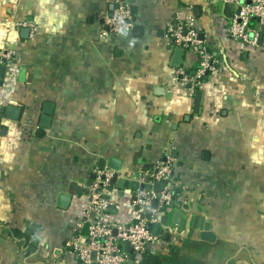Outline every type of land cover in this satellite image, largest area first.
<instances>
[{
	"label": "crops",
	"instance_id": "crops-1",
	"mask_svg": "<svg viewBox=\"0 0 264 264\" xmlns=\"http://www.w3.org/2000/svg\"><path fill=\"white\" fill-rule=\"evenodd\" d=\"M127 1L135 30L101 37L114 0H0V49L17 43L0 105L22 108L0 129V264H83L69 243L87 234L85 189L100 161L107 168L117 157L121 172L139 175L167 156L179 194L157 222L168 217L160 242L142 256L160 250L157 264H264V40L230 38L220 0ZM189 14L220 61L200 86L199 114L195 95L174 79L167 34ZM26 21L36 25L33 36ZM186 55L189 70L195 57ZM48 101L55 108L43 128ZM60 192L73 195L67 209L58 206ZM134 193L108 187L115 211L105 219L135 221ZM196 216L212 223L215 242L201 239ZM11 227L33 232L37 249L27 252Z\"/></svg>",
	"mask_w": 264,
	"mask_h": 264
},
{
	"label": "built area",
	"instance_id": "built-area-1",
	"mask_svg": "<svg viewBox=\"0 0 264 264\" xmlns=\"http://www.w3.org/2000/svg\"><path fill=\"white\" fill-rule=\"evenodd\" d=\"M222 3H232L234 6L232 16L226 26V34L237 41L245 42L251 46L259 45V38L264 27V0H220ZM240 11L237 12V9ZM22 26L28 27L31 36L37 31L33 22H24ZM137 16L134 8L127 0H114V8L111 14H104L101 22V37L120 36L135 30ZM167 34L174 47L184 48L186 56L195 57L194 66L186 70L180 66L174 79H180L187 86L191 95H195L200 89L204 79L211 71L220 65L219 59L208 51L201 39L196 17L193 14L185 17H177V20L167 25ZM203 45V46H202ZM17 52V43L7 42L0 49V65L7 64ZM3 74L0 73V84ZM174 158L167 156L158 161L155 168L139 175L129 174V179H136L139 183L145 182L149 177V183L163 182V191L135 190L132 197V205L135 207L138 217L132 223H115L105 219L111 200L106 198L107 190L113 176L124 173L110 168L95 169V178L88 187L91 200L85 209L86 222H89L87 234L84 237L75 238L69 243L78 260L83 264H127L130 253L125 251L124 244H129L133 255L141 256L146 252L147 245L160 242L159 235L147 228L159 221L163 208L169 206L173 200L174 186L169 183L174 171ZM154 199H158V206L153 205ZM151 213L148 217V213ZM93 214V217H91ZM95 253V259L93 258Z\"/></svg>",
	"mask_w": 264,
	"mask_h": 264
},
{
	"label": "water",
	"instance_id": "water-1",
	"mask_svg": "<svg viewBox=\"0 0 264 264\" xmlns=\"http://www.w3.org/2000/svg\"><path fill=\"white\" fill-rule=\"evenodd\" d=\"M234 6L232 3H225L223 7V14L226 17H231L233 13ZM240 11V8L237 9V12ZM22 36L25 38H28L29 36V29L28 28H23L22 29ZM203 40V36L201 37ZM264 40V27L262 29L260 38H259V44H262ZM203 46V45H202ZM210 51V48L207 49ZM185 49L177 47L175 49V53L172 58V65L175 67H180L182 66L183 59L185 57ZM7 64H1L0 65V73L3 75L5 74V69H6ZM202 96H203V91L198 90L195 94V103H194V109L193 112L195 114H199L200 112V107H201V102H202ZM54 103L52 102H46L43 108V113L40 118V126L43 128H50L51 127V122H52V114L54 111ZM22 108L17 105H0V129L3 131L7 130V127L2 124V119H11L18 121L20 114H21ZM121 159L117 157H111L108 161V168L119 171L121 169ZM106 165V160L102 159L99 164V168L103 169L105 168ZM134 173V172H133ZM129 171L124 173V176H119L118 173H116L113 178L110 181L109 185V190H112L115 186L120 190V192H123V189H133V190H143L144 188L146 190H154L156 192L163 191L165 188V184L163 182H156L154 185L149 183V177H145V182L144 183H139L138 180L136 179H129ZM92 179L95 178V174H93ZM91 185V181L87 183V187ZM86 193H89V189H85ZM106 198H109V195H106ZM73 199V195L68 192H60L58 195V206L67 209ZM153 205L155 207L158 206V199H154ZM115 207L110 206L109 210L112 211ZM115 211V209H114ZM151 213H148V217H150ZM168 221V217L164 216L161 220L160 223H156L152 225L151 223H148L147 228L150 229L153 234L155 235H162L164 234V230L161 229L162 225H166ZM193 227L195 229H200V237L202 240L208 241V242H215L216 241V234L212 231V223L209 221H205V218L202 216H196L194 219V225ZM166 239H169L170 232H166ZM124 249L125 251L130 253L129 256V261L127 264H136L137 262H140L141 264H157L159 256L161 254L160 250L155 251L153 255L150 256H137L136 254L133 255V250L129 249V244L125 243L124 244ZM153 249V244L149 243L147 245L146 251H152ZM93 258L95 259V253H93Z\"/></svg>",
	"mask_w": 264,
	"mask_h": 264
},
{
	"label": "trees",
	"instance_id": "trees-1",
	"mask_svg": "<svg viewBox=\"0 0 264 264\" xmlns=\"http://www.w3.org/2000/svg\"><path fill=\"white\" fill-rule=\"evenodd\" d=\"M173 200H176L178 198L179 194V188L174 187L173 188ZM169 206L164 207L162 210L164 213H167ZM10 234L15 237H21L24 240V248L27 250V252H32L37 249V244L34 242L35 240V234L33 232L26 233L22 231L21 229L17 227H11L9 229Z\"/></svg>",
	"mask_w": 264,
	"mask_h": 264
},
{
	"label": "rangeland",
	"instance_id": "rangeland-1",
	"mask_svg": "<svg viewBox=\"0 0 264 264\" xmlns=\"http://www.w3.org/2000/svg\"><path fill=\"white\" fill-rule=\"evenodd\" d=\"M216 3H217V6H218L219 10H222L223 5H224V4L222 3V1H217Z\"/></svg>",
	"mask_w": 264,
	"mask_h": 264
}]
</instances>
